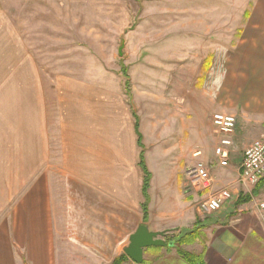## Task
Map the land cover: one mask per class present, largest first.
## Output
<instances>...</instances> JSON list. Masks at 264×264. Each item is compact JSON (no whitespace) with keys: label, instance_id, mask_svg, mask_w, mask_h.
Listing matches in <instances>:
<instances>
[{"label":"rangeland","instance_id":"rangeland-1","mask_svg":"<svg viewBox=\"0 0 264 264\" xmlns=\"http://www.w3.org/2000/svg\"><path fill=\"white\" fill-rule=\"evenodd\" d=\"M255 1L10 2L15 6L7 14L10 43L1 46L0 51V67L5 64L8 67L0 71L10 74L0 76V213L10 211L18 190L32 175L15 171L8 160L13 156L12 161L17 164V154L31 149L22 147V123L24 119L30 120L26 109L30 102L42 100L49 145L46 175L58 205H63L64 196H73L66 192L63 183L73 180L74 173L81 176L80 158L84 152L93 154L92 149L100 145L96 137L106 136L118 122H121L118 125L126 123L131 132L134 122L136 136L141 138L137 144L138 158L143 151L144 164L150 173L147 197L140 187L139 210L143 217L145 207V214L150 210L154 218L171 225L176 211L172 213L169 204L179 200L180 179L175 176L177 169L182 171L180 164L185 166V188L191 184L186 174L189 167L201 162L212 178V167L219 165L214 155L219 136L212 124L201 122L204 116L191 111L192 118L182 108L188 101L183 95L188 96L204 83L212 63V99L217 98L221 106H227L220 108L214 104L212 114H233L237 119L234 133L242 128L233 111L234 107L240 109L242 74L228 68L225 55L219 60L209 58V49L210 43L212 48L230 49V41L240 36L245 12ZM21 55L28 59L25 65H32L34 77L28 76L27 70H23L25 75H19L20 71L14 69ZM183 121L185 134L181 131ZM190 121L200 130L199 136L187 133L193 126ZM242 136L234 139L228 163L233 156L243 155L248 146L244 147L247 141ZM107 144L110 143L105 140L102 149L105 154L110 151ZM172 168L173 179H170ZM139 169L143 180L140 165ZM118 213L123 212L107 206L104 215L119 218L120 225L111 221L103 226L99 224V237L104 239L106 248L109 241H119L115 236L119 228L124 233L126 226ZM93 216L101 218L103 214L97 212ZM202 216L210 214L202 213ZM166 231L165 241L172 245L186 234L177 228ZM194 232L198 238L185 237L189 241L186 245L204 241L203 227ZM120 239L121 246L128 242L124 236ZM149 250L143 252L142 262L150 259ZM18 254L21 256L20 251ZM100 255L105 258V264H124L128 260L122 249L120 254L115 251L112 255L104 250ZM118 257L123 261L118 263Z\"/></svg>","mask_w":264,"mask_h":264},{"label":"crops","instance_id":"crops-1","mask_svg":"<svg viewBox=\"0 0 264 264\" xmlns=\"http://www.w3.org/2000/svg\"><path fill=\"white\" fill-rule=\"evenodd\" d=\"M19 1L23 0H0V51L1 46L10 43L11 26L7 14L15 7L10 2ZM46 1L70 3L73 0ZM244 15L246 19L240 27V36L234 42L230 41V49L224 46L212 48L210 43L209 58L219 60L221 55H225L228 68L237 69L242 74L239 81L242 85L240 109L233 108L242 128L233 133L232 143L243 134L246 147L264 133V0H256ZM25 60L28 59L19 56L14 69L20 71L19 75H25L23 70H27V75L34 77L32 65H25ZM3 67L8 68L5 64L0 70ZM210 67L204 83L189 92L188 96L183 95L188 101L186 106H182L191 117L194 116L191 111L204 116L201 122L207 125H211L214 104L220 108L227 107L224 104L221 106L217 98L212 99V63ZM8 75L6 71H0V76ZM30 105L26 108L30 120L24 119L22 123V147L24 150L31 149L17 154V164L12 161L13 156L8 162L15 167V171L32 175L18 190L10 211L0 213V264H105L100 252L107 250L112 255L115 251L120 254L121 249L124 252L129 236L140 224H146L150 231L156 232L172 228L188 232L194 227H203L205 233L202 243L196 241L192 245H182L183 250L194 257L191 261L180 256L174 245L167 242L165 247L145 248L143 252L150 249V259L142 264H264V212L257 205L264 195V185L257 189L241 182L242 153L233 156L226 166L217 164L212 167V183L205 189L194 186L191 180L189 187L185 188V166L180 164L182 171L177 169L175 178L180 179L178 187L181 191L179 200L169 204L173 208L172 213L176 211V214L173 223L168 226L163 223L165 220L154 218L150 210L143 219L139 210L142 176L138 165L135 123L131 124V132L126 123L110 124L111 132L96 137L100 145L92 149L93 154H82L79 162L81 176L74 173L71 175L73 180L63 183L66 192L73 196H64L63 205H58L46 175L49 145L46 142L45 103L41 100L30 102ZM191 121L193 126L186 130L187 133L199 136L200 130ZM181 123V131L185 134V121ZM105 140L110 143L107 144L110 149L107 154L102 151ZM173 173L172 168L170 179H173ZM219 188L230 190L231 198L213 215L203 217L198 210V202ZM247 193L251 196L250 200L238 204V197ZM107 206L123 212L118 213V217L121 214L124 220V233L119 228L115 235L120 242L122 236L128 239L122 246L119 241H109L110 246L106 248L104 239L99 237V224L103 226L111 221L120 225L119 218L104 215ZM97 212L103 216L94 217ZM114 225L111 227L115 228ZM124 264L137 263L128 258Z\"/></svg>","mask_w":264,"mask_h":264},{"label":"built area","instance_id":"built-area-1","mask_svg":"<svg viewBox=\"0 0 264 264\" xmlns=\"http://www.w3.org/2000/svg\"><path fill=\"white\" fill-rule=\"evenodd\" d=\"M211 124L219 136L214 147V155L221 166H226L232 146V135L237 125L236 116L229 113L215 112L211 115ZM195 153L194 155H197ZM193 185L205 189L211 186L212 178L208 169L201 162L186 170ZM264 178V133L259 139L251 142L243 151L241 158V182L249 186H256ZM231 198L230 190L224 188L210 192L207 197L199 201L198 210L201 213H214ZM259 210L264 212V195L258 201Z\"/></svg>","mask_w":264,"mask_h":264},{"label":"water","instance_id":"water-1","mask_svg":"<svg viewBox=\"0 0 264 264\" xmlns=\"http://www.w3.org/2000/svg\"><path fill=\"white\" fill-rule=\"evenodd\" d=\"M163 231H150L146 224H140L129 236V243L124 247L125 255L134 263L140 264L143 260V250L148 247H165Z\"/></svg>","mask_w":264,"mask_h":264},{"label":"trees","instance_id":"trees-1","mask_svg":"<svg viewBox=\"0 0 264 264\" xmlns=\"http://www.w3.org/2000/svg\"><path fill=\"white\" fill-rule=\"evenodd\" d=\"M206 62H207V60H206ZM205 66H208V65H205ZM136 127H137V125L135 124V128H136ZM137 135H138V134H137ZM137 140H138V142L141 141L140 135H138ZM139 165H140V168H141L142 172L144 173V178H143V180H142V191H143V193H144V196L147 197V196H146V193H147V189L149 188V175H150V173L148 172V170H147V168L145 167V164H144L143 151H142L141 154H140ZM263 185H264V178L261 179V180L258 182V184L256 185V188L258 189L259 187H261V186H263ZM257 189H256V190H257ZM250 197H251L250 194H242V195H240V196L238 197L237 202H238V204L246 203V202H248V201L250 200ZM143 210H144V211H143V213H144L143 218L145 219V218L147 217V214H145V213H146V208L143 207ZM198 228H199V227H197V228H195V229H193V230H190V231H188V232H185L186 234H185L183 237L179 238V240H177V241L174 243V248H175L176 252H177L180 256H182L184 259H186V260H188V261H191L194 257H193L191 254H189L188 252H186L185 250H183L182 245L185 244V243H187V242H189V241L185 240V237H186V238H187V237H192L193 239H197V238H198L197 235H196L197 232H194V231H196V229H198ZM166 234H167V231H164V235H166ZM194 241H195V240H194ZM116 261H117L118 263H120V262H122L123 260H121V258L118 257V258L116 259ZM114 263H115V262H114ZM114 263H112V264H114Z\"/></svg>","mask_w":264,"mask_h":264}]
</instances>
